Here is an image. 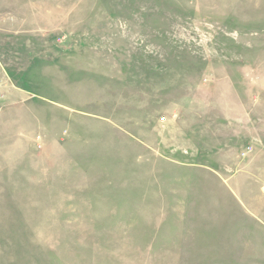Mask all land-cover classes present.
<instances>
[{
    "label": "rangeland",
    "instance_id": "1",
    "mask_svg": "<svg viewBox=\"0 0 264 264\" xmlns=\"http://www.w3.org/2000/svg\"><path fill=\"white\" fill-rule=\"evenodd\" d=\"M0 264H264V0H0Z\"/></svg>",
    "mask_w": 264,
    "mask_h": 264
}]
</instances>
